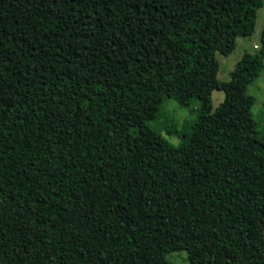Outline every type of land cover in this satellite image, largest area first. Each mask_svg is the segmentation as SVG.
I'll return each instance as SVG.
<instances>
[{
  "label": "trees",
  "instance_id": "16d2710c",
  "mask_svg": "<svg viewBox=\"0 0 264 264\" xmlns=\"http://www.w3.org/2000/svg\"><path fill=\"white\" fill-rule=\"evenodd\" d=\"M262 3L0 0V264H264V26L216 76Z\"/></svg>",
  "mask_w": 264,
  "mask_h": 264
},
{
  "label": "rangeland",
  "instance_id": "374dc122",
  "mask_svg": "<svg viewBox=\"0 0 264 264\" xmlns=\"http://www.w3.org/2000/svg\"><path fill=\"white\" fill-rule=\"evenodd\" d=\"M264 26V0L262 6L257 11L255 28L251 36H237L235 39V47L228 55L216 53L219 62L217 71V79L227 81L230 78V72L234 68L236 62L245 52H254L259 48L260 33ZM248 94L255 99L251 112L253 116L262 120L264 117V67L260 71L259 76L248 86ZM224 92L222 90L213 89L211 93L212 109L223 100ZM198 102H192L189 106H179L174 100H167L163 106V113L159 114L156 120L151 124L156 127L161 134L175 144L184 142L189 133V125L194 116V109L197 108ZM259 229L264 234V223L259 224ZM167 257L178 263L188 264L186 254L182 252H173L167 254Z\"/></svg>",
  "mask_w": 264,
  "mask_h": 264
}]
</instances>
